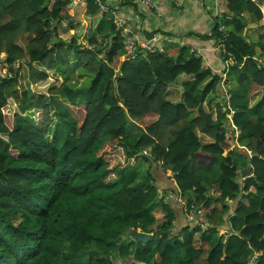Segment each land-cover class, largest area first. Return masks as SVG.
I'll use <instances>...</instances> for the list:
<instances>
[{"label": "trees", "instance_id": "trees-1", "mask_svg": "<svg viewBox=\"0 0 264 264\" xmlns=\"http://www.w3.org/2000/svg\"><path fill=\"white\" fill-rule=\"evenodd\" d=\"M224 3L225 18L215 19L209 38L223 45L217 53L230 65L216 74L190 47L140 49L124 61L114 22L100 43V25L84 29L68 0L2 2L9 21L0 26V264H122L131 255L146 264H194L202 251L209 264H248L253 250L264 264L263 14L249 0ZM82 12L101 13L94 0ZM24 35L33 36L27 48ZM75 69L84 79L94 75L90 87L69 83ZM236 130L255 155H243L254 174L243 184L246 169L240 174L226 159L237 154ZM158 173L174 176L172 191L187 206L204 205L205 232L190 223L175 231V209L164 199L170 190L159 198ZM241 197L236 215L245 228L225 244L210 204ZM132 230L152 239L131 242Z\"/></svg>", "mask_w": 264, "mask_h": 264}, {"label": "crops", "instance_id": "crops-1", "mask_svg": "<svg viewBox=\"0 0 264 264\" xmlns=\"http://www.w3.org/2000/svg\"><path fill=\"white\" fill-rule=\"evenodd\" d=\"M12 1L14 0H2L4 6ZM2 2L0 0V7ZM108 2L112 9L118 11L122 21L125 23L128 30H130L129 38L138 44L152 45L161 52L168 49L169 51L167 52H169V54L175 50L177 46L181 48L190 47L192 52L195 51L198 55L203 57L204 65L207 68L212 69L216 74H221V71L229 67V61H224L219 57L217 53L219 47L215 40L209 38V35L216 24V17L219 14L226 12L224 0H152V7L137 5L135 2L134 4H126V2H120L119 0H108ZM83 5L85 4L77 6L71 11V13L78 22L81 21L80 24L84 26V29L88 24H94L93 27H96L97 30L98 26L101 25L103 18H105L108 24L113 23L111 17L106 16L108 14L103 15V12L101 11V13L95 17L85 16L87 14L85 13L84 15L82 12ZM2 10L3 8H0V26L9 21V17L3 14ZM3 20L5 21L3 22ZM153 32L156 33L152 37H148L149 34ZM32 37L33 36L30 35V39H27L26 35L22 36L20 38V44L24 48H27ZM98 39L101 43L102 37L98 36ZM5 57L6 54L2 53L0 59L4 60ZM173 57H175V59L178 58L175 54ZM14 106L17 108L15 103ZM235 149H237V151H245L243 155H248L251 158L247 138L242 139L241 141L238 140ZM233 162L237 163L240 174L246 169L245 174L239 176V180L242 184L247 178L254 176L253 169L252 173H247L249 164L247 165L248 159L245 156L238 158L234 156L232 158V163ZM157 176H159V179L157 178V184L160 186V198L165 188H167V190H174L173 187L176 183L173 175L167 177L162 173H158ZM216 194V190H210L208 193L210 199L213 198V200H219L220 198ZM241 199L242 197L238 200L228 199L225 202L210 204L211 206L214 205L216 207L215 226L217 229V237L225 238V244H227L228 237L233 234L239 236L238 233L241 234L245 228L244 215H236L237 206ZM168 202L172 205V208L175 209V231L179 232V230L189 224L187 221V215L184 213L182 205H179L175 201ZM203 206L204 205L201 204V208ZM224 206L227 208H224ZM157 215L158 219H161L162 213L158 212ZM221 219L223 221L220 223ZM206 230L207 229L203 230V232ZM196 244L199 246L197 241ZM204 254H206V257L202 260ZM261 257L262 252L253 250L249 262L258 264ZM207 258L208 253L202 251L194 259V264H209Z\"/></svg>", "mask_w": 264, "mask_h": 264}, {"label": "built area", "instance_id": "built-area-1", "mask_svg": "<svg viewBox=\"0 0 264 264\" xmlns=\"http://www.w3.org/2000/svg\"><path fill=\"white\" fill-rule=\"evenodd\" d=\"M88 1H90V0H68L67 8L70 11H72L77 6H79L81 4H86ZM94 1H95V5L100 9L101 12L111 15V19L113 20V22L115 24L116 30L118 32H120L122 38L124 39L125 52H126L125 56L123 57L124 61L128 60V59H134L135 55L137 54L138 50H140V49L148 50L150 52L156 51V48H154V46H152V45L138 44L137 42H135V41L131 40V38H129L130 30H128L127 26L122 21L118 11L115 9H112L109 6L108 0H94ZM249 1L253 2L254 4H256L260 8V10L263 14L261 25L264 26V0H249ZM134 2H135V4L141 5V6H148V7L153 6L152 0H135ZM216 18L223 20L225 18L224 13L219 14ZM220 31L226 32V28L222 24L220 25ZM219 48L222 49L223 45L219 46ZM2 62H3V60L0 59V66H1ZM260 63L261 64L264 63V57ZM261 64H260L259 68L262 67ZM4 68L8 69L7 66H4ZM4 75H5V77H8V78H11V76H12V74L8 71H5ZM224 93L226 95V110L229 111L227 116L232 122L233 111L231 110V107H230L231 96L227 93L226 90H224ZM239 135H240V132L236 130L235 136H236L237 141H238ZM160 197L162 198V196H160ZM164 199L167 202L168 201H175L179 205H182L183 211L187 215V221L190 224H192V226L200 228L201 230L207 229V226H206V210L203 207L201 208V206H197V207L187 206L186 202L181 199L180 193L176 192V191H172V190H170L167 193V195L165 196ZM110 261L113 262L114 258L110 257ZM122 264H146V263L137 261L135 259V256L131 255V256L127 257L126 259L122 260ZM248 264H253V263L249 262Z\"/></svg>", "mask_w": 264, "mask_h": 264}, {"label": "rangeland", "instance_id": "rangeland-1", "mask_svg": "<svg viewBox=\"0 0 264 264\" xmlns=\"http://www.w3.org/2000/svg\"><path fill=\"white\" fill-rule=\"evenodd\" d=\"M107 16H110L111 17V15L110 14H108ZM5 20H3V22H4ZM111 33V29H110V27H109V24L107 23V21L105 20V18H103V20H102V23H101V25H100V28H99V30H98V32H97V34H96V36H99V37H102V40H101V43H103V42H105V40H106V36L108 35V34H110ZM256 34H255V32H252V33H250V38L251 39H254V38H256ZM26 38L27 39H30V35H26ZM85 73V72H84ZM85 79H84V75L82 76L81 74H80V72L78 71V69H75V72H74V75H73V77L70 79V81H69V83L70 84H73L75 87H77V88H82L83 87V85H84V87H90V85H91V83H92V81L94 80V75L93 74H89V73H85ZM62 80V79H61ZM58 84H60V82H57ZM46 88H47V84H45V85H43L42 86V92H45V90H46ZM35 93H40V91H35ZM11 105H10V107H11V109H16L15 108V106H14V101H11ZM7 114L8 115H11V113L10 112H8L7 111ZM197 115V113H193L192 114V118L193 117H195ZM132 124L130 125V130H131V127L132 126H135V124H137L138 126H135L136 127V129H137V133L135 134V135H139L141 132H143V129H142V127L137 123V121H135V120H132ZM243 143V142H242ZM241 143V144H242ZM244 152L245 151H243V150H238L237 151V154L235 155V157L236 158H238V157H242L243 156V154H244ZM195 238H196V241L198 242V244H199V241H200V235L199 234H197L196 236H195ZM206 257V254H204L203 256H202V260L204 259ZM197 264V263H196Z\"/></svg>", "mask_w": 264, "mask_h": 264}, {"label": "water", "instance_id": "water-1", "mask_svg": "<svg viewBox=\"0 0 264 264\" xmlns=\"http://www.w3.org/2000/svg\"><path fill=\"white\" fill-rule=\"evenodd\" d=\"M56 24L54 25V27L56 26ZM248 29H251V28L250 27L246 28L245 34L247 33ZM83 35H84V32L77 34V36L79 38H81ZM115 37H116V35H113L110 37V43L113 42V39ZM54 41H56V40H54ZM79 42L81 43V41H79ZM119 77H120V72L117 71L116 72V78L118 79ZM116 87L118 89V82H116ZM254 156L255 155L251 153V158H253ZM226 159H227V162L229 164H232V158L230 156H228ZM247 173H252V165L251 164L248 165ZM238 235H240V233H238ZM151 239H152V234H144L140 231H134V230L131 231V239H130L131 242H137L138 241V242H141L142 244H147ZM132 256H134V255H132ZM224 257H226V254H224ZM220 264H223V262H221Z\"/></svg>", "mask_w": 264, "mask_h": 264}]
</instances>
